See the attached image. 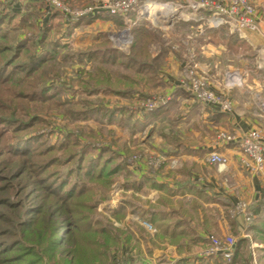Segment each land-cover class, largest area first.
<instances>
[{
    "label": "crops",
    "instance_id": "1",
    "mask_svg": "<svg viewBox=\"0 0 264 264\" xmlns=\"http://www.w3.org/2000/svg\"><path fill=\"white\" fill-rule=\"evenodd\" d=\"M200 1L146 0L123 20L105 13L63 39L78 54L109 43L131 62L114 70L122 80L130 78L128 88L120 90L129 91V97L115 96L112 115L104 114L116 119L119 154L137 157L127 166L129 180L119 182L120 189L130 184L136 194L118 198V209L126 214L120 219L114 214L121 242L113 253L119 263L225 264L203 256L209 235L215 234L240 242L235 264H264V171L252 175L244 170L237 146L252 131L264 138V0H250L257 7V29L241 31L226 17L214 18ZM128 39L135 44L125 50ZM241 42L256 54L236 48ZM188 67L231 99V114L197 103L181 89ZM234 71L246 77L245 84L227 81ZM157 97L168 101L146 111L143 103ZM222 134L236 141L226 144ZM213 152L228 158L227 168L207 162ZM240 202L248 205L252 225L242 215L233 217ZM145 221L156 228L154 237Z\"/></svg>",
    "mask_w": 264,
    "mask_h": 264
},
{
    "label": "rangeland",
    "instance_id": "2",
    "mask_svg": "<svg viewBox=\"0 0 264 264\" xmlns=\"http://www.w3.org/2000/svg\"><path fill=\"white\" fill-rule=\"evenodd\" d=\"M63 1L80 10L114 0ZM76 21L51 11L46 0H0V36H4L0 39V264H56L53 251L65 254L72 248L69 229L64 228L77 215L95 213L92 226L114 228L118 198L136 196L130 184L120 189L119 182L129 180L127 166L137 157L119 154L116 119L104 116L112 115L117 94L93 89L97 69L102 67L113 82L118 81L120 74L114 70L129 67L128 58L111 56L104 64L71 51L63 39L82 25ZM234 36L239 42L238 34ZM23 44L28 47L21 51ZM241 44L235 47L256 54ZM107 46L90 50L102 53ZM33 55L47 60L37 71L26 69ZM235 71L227 81L245 84L246 77ZM149 100L143 103L145 110ZM102 158L114 159L108 169L118 162L126 165L125 172L108 177L112 180L108 186L97 182L94 172L99 171H86L88 164L106 163ZM49 223L57 226L58 233L45 236L42 226ZM113 252L110 258L115 260Z\"/></svg>",
    "mask_w": 264,
    "mask_h": 264
},
{
    "label": "built area",
    "instance_id": "3",
    "mask_svg": "<svg viewBox=\"0 0 264 264\" xmlns=\"http://www.w3.org/2000/svg\"><path fill=\"white\" fill-rule=\"evenodd\" d=\"M143 0H114L108 5L97 3L83 9H73L63 0H46L51 11L60 13L71 20H78L82 17H89L98 14H109L127 18L135 12ZM201 8L210 12L214 18L223 20L228 18V22L237 31L257 29V7L250 0H201ZM130 44V40H127ZM181 89L190 95L197 103L212 105L219 108L225 114L233 112V103L226 95L217 93L210 87L208 81L201 76L195 68L188 67L185 70L184 78L180 84ZM167 99L158 97L149 100L146 105L147 111H153ZM222 140L226 144L234 143L235 137L232 135L222 134ZM238 150L241 153L240 164L248 173L260 175L264 171V138L258 131H252L244 135L237 141ZM207 162L212 166L227 168L229 160L226 156L213 152L209 154ZM233 217L242 215L247 225L253 224V215L244 202L235 206ZM144 228L154 237L157 233L156 228L149 222H143ZM237 238L232 235L217 236L211 234L208 237V245L203 252V256L211 259H219L225 264H233L236 254ZM256 264V263H255Z\"/></svg>",
    "mask_w": 264,
    "mask_h": 264
},
{
    "label": "trees",
    "instance_id": "4",
    "mask_svg": "<svg viewBox=\"0 0 264 264\" xmlns=\"http://www.w3.org/2000/svg\"><path fill=\"white\" fill-rule=\"evenodd\" d=\"M36 1V0H33ZM101 14L98 15H93V16H89V17H82L79 20H77L76 22H79L81 24H83V22H87L90 21L92 19L95 18H99ZM132 13L129 15L131 16ZM108 17H110L111 19H121L123 20L122 17L119 16H111L108 14ZM7 21V19H5V22ZM75 22V23H76ZM76 25V24H75ZM78 25V24H77ZM80 25V24H79ZM233 37H235L233 35ZM4 38V36H0V39ZM44 42V40H43ZM135 41L132 42V44L130 45V48L134 46ZM108 46L104 49V52H100L101 50H99L98 48H94L91 49L90 51H88L85 54H80V55H86V57L89 60H96L98 62H102L104 64H108L110 63V60L112 56V58L117 57V58H128L127 56H124L122 53H119L117 50H111L109 49L111 47V44L107 43ZM110 45V46H109ZM28 44L26 45H21L19 46V50L24 51L25 49H27ZM118 59V60H119ZM16 58H13L10 60V64H13L15 62ZM46 59L43 57H38L36 56H32L29 58V63L27 64L28 66L26 67L29 68L30 70L33 71H37L40 67H42L45 63H46ZM129 65H130V61L128 60ZM127 65V64H125ZM97 74L96 76H93L94 81H97V86L95 88H93L95 91L96 90H100L102 89L103 92H109V93H114L117 95H122V96H127L129 95V92H121V86L123 83H128L130 81V78H128V76H124V79L122 80L121 78H119L118 81H112V77L110 76L109 72L107 73V71H105L102 67H100L99 69L96 70ZM92 74V73H91ZM116 88H115V87ZM91 93V92H90ZM119 156V155H118ZM110 157V156H109ZM105 159L106 163H99L98 167L97 166H93L94 164H88L87 166V170L86 171H99V172H94L96 176L95 178L97 179V182L103 184L104 186H108L109 183H111V179H109L108 177H111L112 175L115 174H119L122 172H125L124 170L126 169V165L122 164L121 162H118V164H115L114 169H108L109 165L111 163H113L114 159L107 161V158H102ZM109 159V158H108ZM95 163V162H94ZM89 169V170H88ZM112 171V172H111ZM113 173V174H109ZM129 174V172H128ZM110 175V176H109ZM81 196L84 197V195L81 193ZM94 209V208H92ZM92 213V212H91ZM90 214V213H86V214H82L80 215V217L78 218L77 215V219H74L73 221H70L69 225L67 227H65L64 229H69V240L71 242V250H69V252H64L62 253L60 250H55L53 251L54 257L52 258L53 261H55L56 264H125L123 263H119L117 262V260H113L112 258H110V252L112 249L118 247L120 245L121 239H120V233L115 230L113 227H108L106 228V226H99L95 225L92 226V216L94 215ZM116 216L120 219L121 217H124L126 214L125 208H121L118 209V211L115 213ZM74 215V214H73ZM51 223V222H50ZM49 223V225L47 227H44V235L47 236L48 233L52 234L58 231H56L57 226L55 225H51ZM63 231V228H61L59 230ZM56 233L55 237H59V234ZM45 236L42 235L41 238H44ZM58 239V238H57ZM60 239V238H59ZM127 242H130V237L127 236ZM58 242V241H57ZM240 242L237 240V247H236V254L233 260V264H235V262L237 261L238 258V247ZM58 244V243H56ZM59 254V258L56 257V255ZM64 256L66 258H64ZM111 259V261H110ZM30 262V260H29ZM31 263V262H30ZM248 264V263H246Z\"/></svg>",
    "mask_w": 264,
    "mask_h": 264
}]
</instances>
